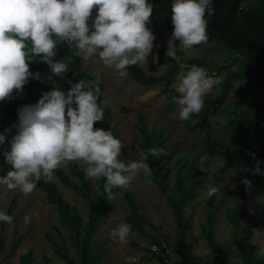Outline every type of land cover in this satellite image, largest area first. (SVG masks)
<instances>
[{
    "label": "rangeland",
    "instance_id": "rangeland-1",
    "mask_svg": "<svg viewBox=\"0 0 264 264\" xmlns=\"http://www.w3.org/2000/svg\"><path fill=\"white\" fill-rule=\"evenodd\" d=\"M246 1V0H245ZM252 0L244 2V6L253 3ZM164 21L163 17H153L146 25L152 32ZM170 36H163L153 42L152 53L148 57L147 65H139L142 71L149 76H161L171 66L170 57L165 56ZM176 62L191 66L193 59H203L208 73L219 78L220 83L214 87L211 94L206 95L216 99L222 93L223 82L228 74L237 73L243 64L235 60L227 52L215 48L211 43L201 47L185 50L177 40ZM158 54V63H153V56ZM82 67L87 70L96 84L103 86V99L100 107L110 111L112 124L110 128L122 143L121 156L118 159L130 163L138 161L143 156L139 148L141 135L137 129L138 117L143 116L144 124L148 132L159 134L164 138L161 149L168 150L172 154L169 163L170 175L166 180V186L170 189L176 186V169L179 163L187 168L193 160H197L202 181L195 188V199L187 202L183 207L184 217L189 220V226L184 244L199 259L208 262H219L220 256L211 253L202 235L201 225L206 218L205 195L206 185L211 184L220 188L221 192L216 196L217 200H223V208L215 214L213 223V235L216 243L228 254L226 264H244L237 256L238 249L233 241L232 226L225 216L226 208H233L237 204L244 207L241 222L247 225L243 232L249 234L243 246L250 251L252 256L260 258L255 253L258 246L250 243L253 226L264 231V206L255 201V197H264V164H260L261 174L252 175L250 171L255 164L248 167L229 168L224 170L225 160L221 157L206 156L207 160L202 165L200 157L205 156L200 149V141L207 138L215 144H220L231 154L243 157L246 151L254 152L260 147L257 142L247 135L242 137L235 133L236 122H230L232 106L235 105L243 113L254 116L264 125V69H257L250 74L251 85L244 89L248 82L246 78H234L229 82L228 88L220 106L211 112L203 133L189 132L187 124L193 125L195 119L182 121L178 115L176 104L169 107V98L159 93L157 87L140 86L131 80L128 75L120 78L114 69L106 68L98 57L89 61L81 59ZM187 71L186 69L184 70ZM181 69L171 78L170 86L173 90ZM231 106V107H230ZM78 169L84 173L85 165L77 162ZM69 173L68 161L59 167ZM85 175V174H84ZM143 171L132 181L130 186L119 189L112 195L105 214V222L101 223L95 235L92 237L89 247L92 254L100 250L99 264H160L145 251L152 237L163 240L166 237L173 253L183 261L187 258L185 250L180 247V235L172 216L169 205L160 197L157 188L152 183H146ZM71 179L76 181L73 176ZM251 181L253 187L251 194H246L243 179ZM95 186L96 180L86 179ZM53 184L55 196L69 204L72 213L81 221V236L88 222V206L85 201L77 196L69 188L60 183L53 176L50 180ZM186 183V182H185ZM130 193L134 199L135 212L128 207L124 194ZM12 204V205H11ZM11 205L13 221L4 224L3 248L0 251V264H19L23 256L31 257L30 264H68V261L60 257L53 248V243L66 251L69 258L77 264H81L80 253L72 240V232L61 225L56 205L46 200V193L36 188L28 197H24L18 190H8L6 186H0V211L7 212ZM255 207V214L249 213V207ZM38 215H32V213ZM28 215L30 222L25 224L24 217ZM135 219L137 227L131 226V233L127 244H118L112 241L110 233L119 224H128L127 218ZM129 225V224H128ZM242 225L240 223V229ZM250 231V232H249ZM238 237L240 238V232ZM16 239H20L19 247L12 252L11 248ZM53 243H51V241ZM177 264H180L181 262Z\"/></svg>",
    "mask_w": 264,
    "mask_h": 264
},
{
    "label": "clouds",
    "instance_id": "clouds-1",
    "mask_svg": "<svg viewBox=\"0 0 264 264\" xmlns=\"http://www.w3.org/2000/svg\"><path fill=\"white\" fill-rule=\"evenodd\" d=\"M94 9L98 10L95 17ZM206 12L209 17L215 15L212 0H174L171 5L174 30L166 57L178 59L174 43L177 40L185 50L208 43ZM152 15L153 5L148 0H0V101L11 100L14 92L22 94L33 76L29 70L33 61L28 60L30 55L40 57L49 66L48 80L69 71L67 63L55 59L54 37L68 44L74 56L83 61L98 57L106 68L126 78L130 66L148 64L156 39L146 26ZM152 62L158 63V54ZM180 69L173 85L179 95L172 99L178 106L180 120L189 121L193 114L203 110V97L211 94L220 80L196 65L181 63ZM67 83L70 85L67 93L53 87L35 104L18 108V122L0 133V145H4L6 137L16 129L10 148L2 153L11 170L0 177V186L28 197L42 177L49 182L55 169L65 161L83 163L86 179L105 178L103 192L99 184L95 190L100 195L108 194L109 199L114 188H128L140 171L145 182L151 184L152 170L147 158L166 154L164 149L150 148L140 160L130 163L118 159L122 154L121 141L111 131L94 130V124L104 120V110L97 104L100 88L84 79ZM246 155L256 161L253 168L246 170L252 175L261 174V161L250 151ZM206 160V156L200 157L202 165ZM242 184L250 195L251 181L245 178ZM220 192L219 187L206 185V197L218 196ZM254 199L264 206V197ZM248 210L255 214L254 206ZM12 221V216L0 211V222L11 224ZM24 222H30L28 215ZM241 225L240 238H243L247 225L243 222ZM251 232L250 243L259 249L255 254L264 257V231L252 228ZM130 233L131 226L121 223L111 231L110 237L115 243L127 244Z\"/></svg>",
    "mask_w": 264,
    "mask_h": 264
},
{
    "label": "trees",
    "instance_id": "trees-1",
    "mask_svg": "<svg viewBox=\"0 0 264 264\" xmlns=\"http://www.w3.org/2000/svg\"><path fill=\"white\" fill-rule=\"evenodd\" d=\"M247 1V0H246ZM245 0H212V7L215 8V15L209 17L207 12L205 13V19L207 20V34L209 36L208 43H211L215 48L221 49L227 52L235 60H240L243 67L239 69L237 73L228 74L223 82L222 93L216 99L204 96V108L197 115L193 114L192 119H195V123L191 125L188 123L187 129L189 132L198 131L203 133L208 118L214 108L218 107L222 103V99L228 88L229 82L234 78H246L248 79L244 89H249L251 85L250 74L257 69H264V0H252L248 7L244 6ZM153 5V17H163L164 21L154 31L153 35L157 39H161L163 36H170L173 33L174 26L171 21V5L174 0H148ZM97 9L93 10V17L97 14ZM91 25V20L89 21ZM56 41L58 61H63L68 64L69 71L61 74V77H53L52 80H48L47 77L50 73V68L47 64L41 61L40 57L29 56V70L33 73L32 78L24 86L22 94L17 95L13 93L11 100L0 101V133L5 128L18 122L17 109L23 105L35 104L41 98L42 94L51 91L53 87L67 93L70 88L67 81L72 80L73 83L79 82L80 79L86 81H93L91 74L85 70L81 65V58L72 54L70 46L58 38L54 37ZM205 44L194 46L193 49L201 47ZM31 45L29 44V48ZM171 66L161 76H149L146 75L139 65L130 66L127 71L132 81L140 86L144 87H157L159 93L166 95L169 98V107H172L173 96L179 94L173 90L170 86L171 78L177 73L180 68L178 62L175 59H169ZM192 65L197 67H204L205 63L203 59H193L190 61ZM75 74V76H74ZM210 76H213L209 73ZM64 77V78H63ZM95 83V82H94ZM164 87L161 88L160 85ZM100 88V94L97 98V104H100L103 99V86L96 84ZM75 107V106H74ZM231 107V106H230ZM232 115L230 122H236L235 133L242 137L247 135L250 139L257 142L260 147L255 148V157L261 161L260 164H264V125L259 119L254 116H249L240 111L237 106L233 105ZM104 110V120L94 124V130L99 128L105 131H111L110 125L112 124V117L110 111ZM137 129L141 135V143L139 148L143 153H147L150 148H160L163 144L164 138L159 134H152L147 131L143 116L138 117ZM16 134V129L13 128L12 132L6 137L4 145H0V177H3L11 170V166L5 162L3 156V150L10 148V140L12 136ZM115 137L114 133L112 132ZM201 152L205 156L221 157L225 160L224 170L229 168L248 167L251 164H255L256 161L249 155L239 157L226 151L220 144H215L207 138H203L200 141ZM166 154L159 156L149 155L147 163L152 170V184L158 190L160 197L169 205L172 210V216L175 224L178 228L180 240L179 244L187 255L186 259L180 261V264H226L229 256L225 250L216 243L213 235V223L215 214L218 210L224 206L223 200H217L216 196L211 198L207 197L205 202L206 218L204 224L201 225L202 235L211 253H215L220 256L219 262H208L199 260L191 251L188 246L184 244L183 236L189 226V220L184 217L183 207L189 202L193 201L196 197L195 188H197L202 179L199 176L200 166L197 160H193L190 165L185 169L181 162H178V168L176 169L175 179L176 186L170 189L166 186V180L170 175L169 163L172 161V154L168 150H164ZM69 173H66L61 168H56L54 171L55 176L60 180V183L65 187L73 191L77 196L81 197L88 206V222L83 230L81 236V221L72 213V209L69 204L62 201L59 197H56L54 187L51 181L45 182V178L37 183L38 189L43 190L46 193V200L49 203L55 204L59 213L60 223L72 232V240L75 247L80 253L81 264H99L100 254L102 250L96 254H92V249L89 247L92 237L95 235L98 226L105 222V214L108 209V203L110 202L108 194L100 195L96 192L95 186L88 183L83 172L77 167V162L68 161ZM73 178L76 180L70 178ZM145 179V176L144 178ZM106 182L105 178H101L96 181V184L100 185V191L103 192V186ZM186 182V183H185ZM95 184V185H96ZM119 189H113V193H116ZM125 201L132 213L135 212L134 199L130 193L124 194ZM12 205V204H11ZM11 205L7 209L6 214L10 216ZM244 207L241 204L235 205L233 208L225 209V216L232 228L233 241L238 249V257L244 264H264V257L256 258L252 256L250 251H247L243 246V242L249 234L239 238L240 223L243 218ZM129 225L137 227L135 219L127 218ZM4 224L0 222V251L3 248V235ZM256 226V225H255ZM253 226L252 228H255ZM250 232V231H249ZM51 243L52 240H50ZM162 240L152 237L151 243H159ZM166 243V237L163 239ZM20 244V239H16L13 243L11 251L14 252ZM168 245V244H167ZM169 246V245H168ZM170 247V246H169ZM54 251L62 258L68 261V264H77L71 260L66 251L62 250L59 245L53 243ZM172 250V248L170 247ZM146 252L147 249H145ZM173 251V250H172ZM155 259L160 264H164L162 260ZM31 257L29 255L23 256L19 264H30ZM178 262H171L170 264H177Z\"/></svg>",
    "mask_w": 264,
    "mask_h": 264
},
{
    "label": "built area",
    "instance_id": "built-area-1",
    "mask_svg": "<svg viewBox=\"0 0 264 264\" xmlns=\"http://www.w3.org/2000/svg\"><path fill=\"white\" fill-rule=\"evenodd\" d=\"M148 253L155 257L156 259H160L163 261L164 264H170L171 262H179L180 259L175 255L171 256V253L173 251L170 249V247L162 240L159 243H150L146 247Z\"/></svg>",
    "mask_w": 264,
    "mask_h": 264
}]
</instances>
